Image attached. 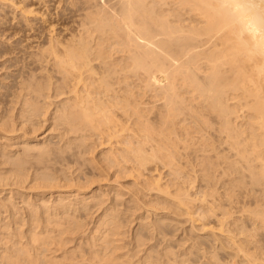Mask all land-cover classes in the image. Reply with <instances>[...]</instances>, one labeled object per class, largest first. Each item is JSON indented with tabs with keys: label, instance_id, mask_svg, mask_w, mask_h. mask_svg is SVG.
I'll return each instance as SVG.
<instances>
[{
	"label": "bare ground",
	"instance_id": "6f19581e",
	"mask_svg": "<svg viewBox=\"0 0 264 264\" xmlns=\"http://www.w3.org/2000/svg\"><path fill=\"white\" fill-rule=\"evenodd\" d=\"M45 4L0 0L45 27L0 87V264H219L198 245L181 252L183 239L158 247L177 226L169 214L125 213L164 205L223 235L224 205L206 198L215 190L200 199L185 185V149L202 154L207 184L226 165L235 184L264 188V0H58L55 24ZM253 214L264 229V211Z\"/></svg>",
	"mask_w": 264,
	"mask_h": 264
},
{
	"label": "rangeland",
	"instance_id": "374dc122",
	"mask_svg": "<svg viewBox=\"0 0 264 264\" xmlns=\"http://www.w3.org/2000/svg\"><path fill=\"white\" fill-rule=\"evenodd\" d=\"M57 2H58V0H46V4L44 7L46 9L47 17L51 18L49 21L51 23H54V24L57 21H58L57 23H61L60 19H58L60 17L57 16V14H60L59 16H61V8L60 7L55 8ZM62 23H63V21H62ZM44 28L45 27L40 25L39 23L33 24L31 27H29V26L27 27V26L23 25L22 23H20V18H19V15L16 11L12 10V8L8 5H0V54H7L5 57L0 58V68H1L0 69V79H1L0 80V87L1 86L2 87L8 86L9 83L11 84V82L14 79L13 77L17 76L16 73H18V72H16V71H19L18 69H20V71H22L21 70L22 68H23V70L26 69L25 67L27 66V64H26L27 62L25 61L26 60L25 58H27L28 54H34L36 49H37V46L42 44V41L40 39V35H41L40 31H43ZM5 60H7V62ZM4 61H5V63H4ZM25 64H26V66H25ZM7 66H9V67H7ZM3 67H4V69H3ZM11 75L13 77H11ZM6 77L7 78L9 77V78L7 79ZM2 79H4V80H2ZM1 90H0V93H1L0 95L5 93L3 88H1ZM0 100H1V96H0ZM0 103H2V102H0ZM0 105L3 106V104H0ZM1 106H0V108L4 107V106L3 107H1ZM46 130L47 129L43 128L39 134H41V135L44 134V136H47L49 132H46ZM44 132H46L47 134ZM39 137H41V136H39ZM54 141L56 142V140H54ZM185 150H186V152H185ZM185 150L183 152H185L188 155H190V154L191 155L186 156L185 153L181 152V154L183 155L182 158L184 159V162H186L185 163L186 165L185 164L184 165H185V167L187 166L185 168L186 170L183 169V171L185 170L184 175L186 177L188 175V179H192L194 177L192 180L193 182L191 181L192 184L190 183V180H189V182L186 181L185 185L187 184L188 186H190V188L192 186V189H191L192 192L191 193L194 195H196V193L200 194V196H199L200 199H201V196H202V198L204 197L203 196L204 192L209 193V191L211 189H212V191H213V189L215 190V192L213 191L214 194L216 193L214 195L215 198L205 196L210 202L207 201V199H206L207 202L204 201V203L206 202V204H207L209 202V204H210L212 201H214L213 203H216V204L217 203H219V204L223 203V205H224L223 210H225V213H226V216H225L226 219L224 221V228H223L225 230V232L223 233V235H218V237L216 238V241H213L210 236L205 235V234H199L202 232L200 230H198L197 226H195V230H193L194 227H191L192 225L188 221V218L186 215H178V216L175 215L174 216L175 212L173 211L174 212L173 213L170 208H169L170 211L168 210V208H167V210H166V208H164V209L162 208V207H164V205L163 206L161 205L162 207H160L161 208V211H160V208L158 210L157 206L155 207L157 210L155 208L152 209V207H153L152 205H151V208L149 207L150 205H148L147 208H144V205L140 202L141 205L139 203V207L141 208V210L138 211L139 213L137 211H136L137 213L135 212V210L137 208L134 207V211H133V208H131L133 211L132 214H131L132 211H130L129 213L128 212L125 213L126 217H129V219H130L131 218L130 216H132V218L135 217L134 219H136L139 215H141L143 213L144 209L149 210V212H151V213H152V211H154V212H158V213L169 214V217L171 219L173 217V219L175 220V223H177V226H175V228H172V230H173V231L171 230L172 234L167 235L166 237H164V239L161 240V244L160 243L158 244L159 245L158 247H160V248H162L165 245V243H167V241L171 242L172 244H174L176 241L175 245L176 244L178 245L179 244L178 240L183 239L184 241L180 242V244L178 245V248L180 247L181 243L183 245V246H181L182 248L180 247L181 249L179 248L180 250H182L181 252H183L184 249H188L187 246L189 247L190 245H194V246L198 245L196 247L198 248V250L200 252L202 250L206 249L207 253H206V255H204L205 257L206 256L208 257L211 254H213V255L216 254L217 256H215V257L218 259L217 262H219V264H245V262L243 261L244 259L241 256V255H243L244 252L242 253L241 251L240 252L237 251V248L240 247L239 249L243 248V249H246V251H248V253L251 252L253 254L254 260L256 259L255 258L256 255H257V258L263 259L262 264H264V229L260 228V226L257 225L256 221H254L256 216H253V215H256L253 213L259 209L264 211V190H263L264 188H261V186H258V187L254 186L253 187L252 186L253 184L251 185L250 181L246 182V180H248L246 178H244L245 181L243 180L244 181L242 183L243 185L242 184H235L236 181L235 182L233 181V179H236V177H234L235 174L234 175L231 174V176H229V174H226L227 170L225 169L226 168L225 164H224L225 166L221 164V166H224L225 168L220 167V165H219V167L216 168V170H215L216 172L214 171L216 175H213V177L214 176L215 177H214V179H212L210 181V183L212 182L211 185H210V183L207 184V183L203 182V180L200 177V176H202V175H200L202 173V171H201V173H199L200 171L198 172V170H200V167L196 166V164L197 165L200 164L198 161H201V159L199 157H203L202 154L200 153L201 154V156H200L198 154L199 152L196 153L192 149L191 150L188 149V151H187V149H185ZM224 152L226 153V151H224ZM224 152H222V154ZM194 155L199 158L198 159L195 157L196 158V159L194 158L195 162L191 161V160H194L193 159ZM183 159H181L182 164L184 163L182 161ZM187 160H190V161L187 162ZM64 163H63V165L60 164L61 166L58 164L60 168L58 167V165L56 166V164H55V166H56L55 169L57 170V167H58L59 168L58 170H63L62 168H64V170L67 171L65 169V168H67L68 169L67 173L72 174L73 172L75 173V171H73V170H75L76 168L79 167V166L76 167L77 165L70 163L71 165L73 164V167H72L73 169H72L70 167L71 165L69 163L66 164V165L69 164L68 165L69 167L64 165ZM187 163L189 165H187ZM64 166H66V167H64ZM69 168H71L70 171L72 173H70ZM222 168L224 170H222ZM32 169L30 170V173H32V171H33ZM162 169L163 168L160 169V171H162V172H160V171L159 172H160L162 178L164 177L163 181L170 180V178L171 179L174 178V177H171L172 175H170V177L168 176L169 172L166 171V170H168L167 168H165L163 170ZM225 170H226V173L225 172L224 173L227 176L224 175V173H223V171H225ZM162 173L165 175H163ZM166 176H168V178ZM229 181H231V182H229ZM245 182H246V184H245ZM124 184L127 185L128 183L124 182ZM210 187H211V189H210ZM224 191L225 192H229V191L232 192L231 202H229L225 199L226 195L223 194V193H225ZM201 193H202V195H201ZM196 198H198V195H196ZM123 199L126 200V197H124ZM216 199L218 201H216ZM15 202H18V201L16 200ZM198 202L194 203V207L196 208L195 211H197V208H200L201 203L198 204ZM194 207H193V209H195ZM122 208L123 207H121V209L120 208L119 209L122 210ZM150 209H152V210H150ZM193 209H191L192 212H193ZM170 213H171V215H170ZM127 214H129V215H127ZM90 217H92V218H90ZM90 217L84 221L85 224H87V222H88L87 225L90 224L87 227V231H86L85 235H87V233L92 230L91 227H93L94 222H96V220H97V218H95L94 215H92ZM1 219H4L3 216L0 217V220ZM94 219H96V220H94ZM6 222H9V221H6L4 219V223H6ZM4 223H3V220H1L0 226L5 225ZM134 224H135V221L133 222L132 225H134ZM132 225H130V227L128 226L129 228H127V227H125L126 229L124 228V231L127 232V235H125L126 239H124L126 242H129L128 239L130 240V238L133 237V233L136 229V227H133ZM174 229L177 231L176 233H174ZM190 229H191V231H190ZM188 231H190V232H188ZM128 236H130V237H128ZM164 241H166V242H164ZM152 242H154V240H152ZM155 243H157V242L155 241ZM203 243H204V245H202ZM232 245H233V247H232ZM206 246H208V247L210 246L211 248L207 249ZM179 249H177V250H179ZM200 249H202V250H200ZM181 252L177 251V253H181ZM205 259L201 257V259L199 261L204 262ZM257 260H259V259H257ZM255 262L257 263L258 261L255 260ZM260 262H261V260H260ZM257 264H259V262Z\"/></svg>",
	"mask_w": 264,
	"mask_h": 264
}]
</instances>
